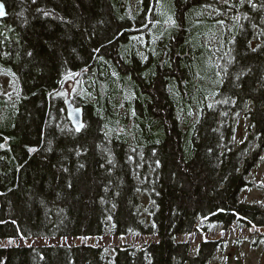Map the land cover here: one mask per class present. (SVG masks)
<instances>
[{
    "label": "trees",
    "instance_id": "1",
    "mask_svg": "<svg viewBox=\"0 0 264 264\" xmlns=\"http://www.w3.org/2000/svg\"><path fill=\"white\" fill-rule=\"evenodd\" d=\"M0 2V239H156L0 264H210L219 240L185 238L264 226L241 199L264 151V0Z\"/></svg>",
    "mask_w": 264,
    "mask_h": 264
},
{
    "label": "rangeland",
    "instance_id": "2",
    "mask_svg": "<svg viewBox=\"0 0 264 264\" xmlns=\"http://www.w3.org/2000/svg\"><path fill=\"white\" fill-rule=\"evenodd\" d=\"M154 29L149 30L146 35H152ZM207 60V59H206ZM73 81H67L65 85ZM248 131V121L242 116L238 122V133L236 136L239 143ZM259 162L252 168L248 181L251 183L242 193L241 199L245 203L264 208V151L260 153ZM264 226L250 227L245 224H235L231 229L223 230L221 226L208 234H192L185 238L196 247L203 239L219 240V249L215 252V258L210 264H264L263 238ZM156 241L149 236H114V237H86V238H67V239H31V238H4L0 239V247H30L34 245H68L88 244L106 248L130 245L142 247L145 243Z\"/></svg>",
    "mask_w": 264,
    "mask_h": 264
},
{
    "label": "water",
    "instance_id": "3",
    "mask_svg": "<svg viewBox=\"0 0 264 264\" xmlns=\"http://www.w3.org/2000/svg\"><path fill=\"white\" fill-rule=\"evenodd\" d=\"M0 5L3 6V12L4 15H0V21L4 20L7 17V12L5 5L0 2ZM65 102V111H66V116L67 119L71 125V127L76 131V132H81V130L84 127L83 123V108L81 107H76L72 102L70 98H67Z\"/></svg>",
    "mask_w": 264,
    "mask_h": 264
},
{
    "label": "snow or ice",
    "instance_id": "4",
    "mask_svg": "<svg viewBox=\"0 0 264 264\" xmlns=\"http://www.w3.org/2000/svg\"><path fill=\"white\" fill-rule=\"evenodd\" d=\"M3 6L2 5H0V15H4V12H3Z\"/></svg>",
    "mask_w": 264,
    "mask_h": 264
}]
</instances>
